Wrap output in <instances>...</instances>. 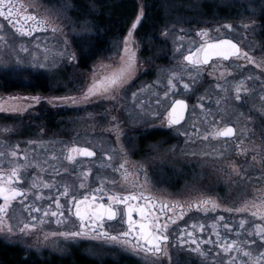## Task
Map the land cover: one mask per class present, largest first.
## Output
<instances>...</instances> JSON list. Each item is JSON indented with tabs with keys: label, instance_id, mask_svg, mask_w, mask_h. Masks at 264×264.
<instances>
[{
	"label": "snow or ice",
	"instance_id": "1",
	"mask_svg": "<svg viewBox=\"0 0 264 264\" xmlns=\"http://www.w3.org/2000/svg\"><path fill=\"white\" fill-rule=\"evenodd\" d=\"M67 10V6L59 9L48 7L43 0H0V18L6 21L19 37H32L38 32L63 35L62 20L66 18ZM143 15L144 11L141 9L136 21L124 37L122 51L118 53L119 63L101 62L94 66L88 83L82 88L78 97L66 96L59 99L73 106L96 100L119 102L123 99L128 85L138 70L132 37L133 30L136 29ZM254 24L255 21H249L242 23L241 26L245 30L251 28L255 31ZM224 27L232 30L233 26L224 25ZM3 30L4 25L0 23V32ZM81 30L91 31L86 24ZM162 34L167 36L168 32L165 31ZM197 36L201 37L203 42L194 50L189 48L187 54H182V59L177 62V69L167 70L169 74L165 90L162 97L156 94L158 98L155 101L159 105L162 99L175 96L178 85H182L185 93L194 90V85L204 78L205 72L215 81L214 88L220 95L213 100L207 95V89L205 94L199 95L197 104L193 106L194 109L201 110L199 120L191 123L192 131L180 132L186 137V144L195 143L196 140H219L236 136L237 129L229 125L220 126L223 116L216 119V115L223 113L227 107L231 106L226 103L227 101L232 99L242 101L244 97L241 93H249L252 89L246 86L245 79L230 81L228 77L232 76L233 72L223 62L230 61L236 67L243 68V64L236 62L245 61L264 70V57L259 59L253 57L232 39H212L206 29L197 32ZM0 42L7 44L5 35H0ZM36 48H40V45L36 44ZM20 51L27 53L29 49L22 44ZM44 51L48 53L51 49L46 47ZM176 51L180 52V47H177ZM65 56L69 60L76 59V53L68 51L67 39H64L63 49L53 53V57ZM48 59V55H45V62H39L36 66L45 67ZM33 60L37 61L35 55ZM54 65L55 59H53ZM185 77L190 83L184 82ZM246 79L251 80L253 77L248 76ZM255 79L261 81V88L264 89V80L260 77ZM155 83L160 84L159 78ZM230 90L234 93L233 96L229 95ZM139 91L143 92L144 88ZM31 99L39 102L40 97ZM260 99L264 101V92L261 93ZM131 100L135 108L143 109L144 100L140 99L137 103L136 91L131 93ZM205 103H208L207 107ZM213 103L215 108L212 106ZM188 107L184 99H172L162 122H166L169 128L180 125ZM23 110L25 109L16 105L5 107V104L0 103V112ZM125 111L128 112L127 109ZM128 115L131 117L132 113L128 112ZM193 115L196 116L197 113L194 111ZM241 117H244L242 112L238 113L237 120ZM244 119L251 118L244 117ZM199 121H203L206 126L203 131L199 127ZM106 130L114 133L119 147L112 148L109 152L102 150L101 158L96 166L100 171L110 169L114 173H119L121 179L119 181L110 179L100 175L98 171V184L92 186L88 182L92 167L85 166L79 158L96 157L97 152L93 148L78 146L75 140L68 144L40 139L29 140L27 144L42 147L43 153L38 148L21 149L19 143H11L6 138L13 129L7 126L0 129V134L5 137L0 139V233L22 238L35 235V240L29 245L30 248H39L49 243L57 247L60 240L69 241L77 238L103 240L141 256L146 264H159L163 257L169 256L170 225L176 224L177 220H182L193 208L205 214L217 210L229 214L248 213L251 219L241 216L238 223L231 217L216 216L208 225L211 232L207 238L196 235L197 232H205V224L192 223L181 229L177 241L181 245H189L188 251L197 253L205 260L209 259V253H212L210 257L212 264H216V258L221 256L222 264H264V140L259 143L256 141L246 143L248 129L247 127L239 129L240 136L235 141V155L245 158L243 164H238L235 159L225 156V153L229 151L227 141L224 142V151L213 149V152L197 153L193 150L190 153L202 156L214 153V158L224 159V166L220 170L229 180L233 183L244 181L241 185L244 191L238 196L240 203L233 207L223 205L213 195L203 192L185 200H169L150 192L146 194L144 191V185L147 182L146 171L142 165L138 166L127 158L123 146L120 145L123 131L116 116H111L110 127ZM58 144H61L59 148H57ZM117 151L120 153V162L115 164L113 161ZM65 161L72 167H64ZM29 169L37 170L30 178ZM73 171L75 185L56 179L62 173L71 175ZM140 172L145 174L144 183L139 182ZM44 173H47L50 178H46ZM253 176L258 183L249 187V181ZM234 177H238L239 180ZM26 182L27 186H25ZM249 191H251V198L248 196ZM105 197L108 203H104ZM14 204L21 206L19 214H16ZM120 205H123V210L119 208ZM24 213H27V216ZM134 214L138 216V219L134 218ZM118 216L120 222L126 225V229L112 234L106 228V221L116 220ZM72 217H75V220ZM48 224H55L57 230H47L45 226ZM69 225H71L70 228ZM221 228L224 232H221ZM213 236L215 239L212 238ZM192 245L195 247H191ZM203 245H208V249L205 250Z\"/></svg>",
	"mask_w": 264,
	"mask_h": 264
},
{
	"label": "rangeland",
	"instance_id": "2",
	"mask_svg": "<svg viewBox=\"0 0 264 264\" xmlns=\"http://www.w3.org/2000/svg\"><path fill=\"white\" fill-rule=\"evenodd\" d=\"M136 1L139 6V15L141 9L144 11L145 8L142 0ZM43 3L48 7L57 9L64 6L68 7L65 14L66 18L62 20L63 35L40 32L33 37H19L0 20V23L4 25V30L0 32V35H5L8 41L7 44L0 42V95L5 93V90H13L11 93L24 94V97L28 98L24 101L18 98L12 101L3 100L4 103L26 109L19 111V114L17 112L0 113V129L5 126L10 128L6 120H17L16 122L21 121L24 124L18 123L19 127H12L13 131L7 136V139L12 140L15 136L21 135L25 149H34L35 145H29L27 141L56 136L57 139H61L59 142L67 143L68 138L73 135L93 136L96 139L101 131L104 143L103 151L109 152L112 148L119 147L116 144L114 133L106 130L110 127L111 116L114 115L118 118L123 131L120 145L123 146L127 158L138 166L142 165L146 171L145 192H153L162 197L169 196L177 199L192 198L203 192L213 195L219 203L226 205V190L216 183L218 180H223L224 176L222 177L216 172L211 173L210 156L190 154L193 150L197 153L208 152L209 145L204 143L173 144L161 141L147 144L143 142L142 138L144 139L154 125L159 126L162 121L159 116L164 113L165 110L163 109L169 106V100L174 97L162 99L159 105L155 102L158 98L156 94L161 96L160 94L165 90L169 74L167 70L178 68L177 62L182 59L186 47L196 39L195 35H191L192 32H190L189 27L184 28V26H198L208 31L215 30L214 34L232 35L240 41L252 40L256 43L261 41L259 45L261 46V44L264 45V0H189L187 3L166 1L163 10V22L158 32L151 35L145 43L144 41L142 43L136 37L137 27L133 30L132 40L135 46L138 70L128 85L123 99H120L119 102L96 100L76 106L65 103L59 98L78 97L82 88L88 83L94 66L101 62L118 64V53L122 51L123 39L132 26L123 37L110 44L105 52L90 54L91 58H88L85 64L81 66L78 48L86 39L92 37L93 29L87 25L91 31L84 32L81 30L85 24L79 23L72 16L73 5L70 0H43ZM163 3L165 2L163 1ZM204 5L212 6L214 10L215 8L223 9L227 17L226 15L223 17L215 15L214 19L206 20L200 14ZM249 21H255L253 25L255 31H252L251 28L245 30L241 26L242 23ZM224 25H232V30L224 27ZM180 29H183V32H180ZM165 31L168 32L167 36L162 34ZM182 33H185L186 36L182 37ZM64 39L68 41V51L76 53L75 60H69L67 56L63 58L53 57L54 52L63 49ZM22 44L29 49L27 53L20 51ZM36 44H39L40 48H36ZM46 47L51 51L45 53L44 48ZM173 47L174 54L169 57V50L172 51ZM177 47H180V52L176 51ZM33 55L37 57V61L33 60ZM45 55L49 57L46 66H36L39 62H45ZM86 56L87 54L84 58ZM53 59H55L54 66ZM158 78L160 84L155 83ZM141 88H144L143 92L139 91ZM133 91L138 93L137 103L140 99L144 100L142 110L135 108L132 103L131 93ZM32 97H40L39 102L32 100ZM24 104H29L31 107L28 108ZM125 109L132 113L131 117ZM154 113L158 114L154 115ZM36 122L40 125L37 126ZM34 123L37 127L32 126ZM157 128L153 131L161 133L163 128L161 126ZM4 138L0 134V139ZM214 149L218 150V147L214 145ZM113 162L115 164L120 162L119 151L115 153ZM217 162L224 166V159H218L214 163L217 164ZM103 176L117 181L121 179L119 173H114L110 169L103 170ZM234 178L238 179V177ZM62 180L69 182L64 177ZM139 182H145L144 172L139 173ZM219 215L225 216V212L217 210L205 214L201 211L197 215L199 221L197 224L204 223L206 230L204 233L197 232L196 235L207 238L211 232L208 225ZM183 227H186V222L182 225V229ZM45 228L53 230L51 227L45 226ZM189 230L191 229L189 228ZM220 230L224 232L222 228ZM180 231L181 229H177L172 233L169 256L163 257L159 264H212L210 259L212 253H209V259L205 260L197 253L188 251L189 245L179 244L177 237ZM212 238L215 239L214 236ZM34 240L35 235L22 238L0 233L1 244L17 247L28 258L40 257L46 261L57 258V260L63 261L71 259L75 253H80L94 260H106L118 259L124 255L137 259L141 264H146L141 256L134 255L119 245L104 241L60 240L57 247H53L49 243L39 248H30L29 245ZM191 247L195 246L192 245ZM203 247L207 250L209 246L203 245ZM222 262V256L216 258V264H222Z\"/></svg>",
	"mask_w": 264,
	"mask_h": 264
},
{
	"label": "flooded vegetation",
	"instance_id": "3",
	"mask_svg": "<svg viewBox=\"0 0 264 264\" xmlns=\"http://www.w3.org/2000/svg\"><path fill=\"white\" fill-rule=\"evenodd\" d=\"M0 20L4 23V25L8 28H10L13 32L14 29H12L6 21H3L2 18H0ZM191 33V35H195L196 39L194 41H192L190 43V45H188L186 47V51L185 54H187L188 49L192 48L193 50L195 49V47H198L200 43H202V39L201 37L197 36V32H199L202 28L201 27H193V26H184V28H188ZM180 32H183V29L179 30ZM209 32V36L212 39H219V38H223V39H232L234 42L238 43L240 45V47L245 50L248 51L250 55H252L253 57L259 59L260 57H264V54H262V52H264V45L261 44L259 41L258 43L252 41V40H237L235 37H233L232 35H222V34H214V31H208ZM15 33V32H14ZM40 33V32H38ZM37 33H35L33 36H35ZM32 36V37H33ZM186 34L182 33V37H185ZM28 38V37H26ZM207 39V38H205ZM180 41H183V39H180ZM173 49L172 51L169 50V57L172 56L173 53ZM186 63V62H185ZM214 63V62H213ZM226 66H229L230 70L233 72L232 76H229L228 79L230 81H239L241 79H245V84L247 87H249L250 89H252V91H250L249 93H244L242 92L241 95L242 97H244V99L242 101H235L234 99L227 101L226 103L231 105L229 107L226 108V111H224L223 113H217L216 115V119H220L221 116H223V119L221 121V125H229V126H234L237 129V133L235 137L232 138H221L219 140H211L209 139L208 141H203V140H196L195 143H188V144H198V143H204L209 145L208 147V152H213L214 149V145L218 147V150H223L224 151V142L227 141L228 144V148L229 151L227 153H225V156H230L232 159H235L237 161L238 164H243L245 162V158L242 156H236L235 155V141L239 138L240 136V132L239 129H241L242 127H247L248 131H247V136H246V143L248 141H256L257 143H259L261 140H264V101H261L260 99V95L262 92H264V89L261 88V81L260 80H256L255 77H260L261 80H264V70L256 67L254 64H250L247 63L245 61H237V64H243L244 67L243 68H239L236 67L235 65H233L230 61H225L223 62ZM248 76H252L253 79L248 80L246 79V77ZM185 82L190 83V81H188L187 77L184 78ZM221 83H223V81H221ZM214 84L215 81L209 77L207 75V72H205L204 74V78L197 83L196 85H194V90H191L187 93L184 92L182 85H178V93L169 100V106L171 103L172 99H184L186 101V103L189 105L187 112H186V118L185 120L180 124V125H175L171 128H169L166 124V122H162L164 121V117L167 114V109L169 108V106H167L164 111V113H162L159 118L162 120L158 125H154V127L152 129H150V131H148L147 135L144 137V139L142 138L144 143L147 144H151V143H156L158 141H161L163 143L169 142V143H173V144H181V143H185V139L186 137L181 135L180 132L184 131V130H188V131H192L191 129V123L194 120H199V113H200V109L199 108H193L194 105L197 104V97L199 95H203L205 94V90L207 89V95L211 96L213 98V100L215 99L216 96L220 95V93L214 88ZM210 85H213L212 87H210ZM230 89H231V85H229ZM182 89V90H181ZM13 90H5V93H2L0 96V103L5 104V107H8L9 105H14V104H8V103H4L3 100H10L12 101L10 98L11 97H15L18 98L19 100H25L24 94H14L11 93ZM181 92V94H179ZM32 93V92H31ZM163 94V93H162ZM162 94L161 97H162ZM36 95V94H35ZM230 96H233L234 93L229 92ZM25 106L27 105L29 108V104H24ZM17 106V105H16ZM24 106V108H25ZM208 106V103H205V107ZM213 108H215V104H212ZM23 107V105H22ZM26 110V109H25ZM24 111V110H23ZM195 111V113H197L196 116L193 115V112ZM7 112H13V111H3L0 113H6ZM243 113L244 117H250L251 119H244V117H241L239 120H237V115L238 113ZM15 113V112H13ZM13 113H9V114H13ZM20 112L17 111V114H19ZM17 120H6V122L9 123V127L12 128L14 126L19 127V124L21 123V125H24L21 121L16 122ZM5 123V121H3ZM16 122V123H15ZM19 123V124H18ZM37 123V122H36ZM34 123L32 126L37 127L40 124ZM163 128L162 132L158 133L155 132L153 130L158 129L157 127ZM199 127L201 128V130L203 131L205 129V125L203 123V121H199ZM102 133L100 131V134L97 136L96 139H94L93 136L90 137H85V136H80V135H73L72 137L68 138L67 143L70 144L72 141H76V143L78 144V146H86V147H90L93 148L96 152H97V156L96 157H92V158H86V157H80L79 159L81 161L84 162L85 166H91L92 167V174L89 177V184H91L92 186H96L98 184V180H97V173L98 171L100 172V175H103V171H100L96 164L99 162L100 160V153L103 150V137L101 136ZM7 138V137H6ZM22 137L21 135L19 136H15L12 140H9L11 143H19L20 148L21 149H25V146L22 144ZM81 139V140H79ZM42 140L44 141H49V140H55V141H60L61 139H57L56 136H49V137H44L42 138ZM58 147H60L61 145H57ZM57 147V148H58ZM35 148H38L39 151L41 153H43V148L40 146L35 145ZM27 149V148H26ZM31 149V148H29ZM214 153L213 155H209L210 156V163H211V173L216 172L220 175H222V177L224 176L223 180H218L216 183L220 184V186H223L226 190V196H225V200H226V205L228 206H238L240 203V199H238V196L244 191V189L241 187V185L244 183V181H240L239 183H233L231 180L228 179L227 175L222 172L220 169L223 167V165H220L219 162H216V158H214ZM220 160V159H219ZM23 161H21L22 163ZM94 162V163H93ZM215 165V166H213ZM220 165V166H218ZM63 166L64 167H72L70 165L67 164V162H63ZM216 167V168H215ZM37 170L36 169H29L28 170V175L29 178L36 173ZM215 173V174H216ZM217 175V174H216ZM44 176L46 178H50L48 177L47 173H44ZM67 178V180L72 183L73 185L76 184V179H75V172L73 171V173L70 175L68 173H62L60 176L56 177L57 180H62V178ZM236 179V178H234ZM236 180H239L236 179ZM257 180L255 178V176H253L252 180L249 181V187H251V185L257 184ZM25 186H27V182L25 183ZM135 190V189H134ZM83 191V190H81ZM149 192H146V194ZM156 196V193L150 192ZM249 198H251V191H249L248 193ZM162 197V196H160ZM165 199H169V200H185V199H190L189 198H171L169 196L167 197H162ZM62 202H64L62 200ZM104 203H108L107 201V197H105L104 199ZM14 208H15V212L16 214H19V212L21 211V206L19 204H14ZM119 208L121 210H123V205H120ZM201 211L196 210L195 208H193L191 211H188L187 214L184 216V218L182 220H177L176 224L170 225L169 228V234H170V240L172 239V233L177 230V229H182V225L186 222V226H190L192 223H198V217L197 215L200 213ZM25 216H27V213H24ZM67 215V213H66ZM169 215H171V213H169ZM243 216V217H247L249 219H251L250 215L248 213H242V214H229L227 212H225V217L229 218L231 217L234 221L238 222V219ZM134 218L138 219V216H136L134 214ZM73 220H75V217H72ZM15 222V221H13ZM52 225V226H50ZM47 227H51L53 230H57L56 229V225L55 224H48L46 225ZM181 226V227H180ZM69 228L71 227V225L68 226ZM106 228L108 229L109 232H111L112 234H117L120 231L126 229V225L122 224L120 222V217L118 216L116 220L113 221H106ZM184 228V227H183ZM190 228V227H189ZM77 239H81V240H87V241H103V240H96V239H88V238H77ZM1 244V243H0ZM13 247V246H11ZM45 260V259H43Z\"/></svg>",
	"mask_w": 264,
	"mask_h": 264
},
{
	"label": "trees",
	"instance_id": "4",
	"mask_svg": "<svg viewBox=\"0 0 264 264\" xmlns=\"http://www.w3.org/2000/svg\"><path fill=\"white\" fill-rule=\"evenodd\" d=\"M73 5L72 16L81 24L90 26L92 37L86 39L78 48L80 65L83 66L92 53L105 52L109 45L123 37L132 26L139 13L136 0H70ZM163 1L165 3H163ZM187 3L189 0H142L144 15L137 26L136 37L145 41L158 32L164 17V4ZM206 20L214 19L215 15L223 17V9L204 5L202 13ZM231 15V14H229ZM227 17V15H226ZM208 18V19H207ZM143 43V42H142ZM85 54L87 56L84 58ZM91 54V55H90ZM43 88V87H42ZM30 257V256H29ZM0 264H141L137 259L121 256L118 259L94 260L83 254L75 253L67 260H43L42 258H28L17 247L0 244Z\"/></svg>",
	"mask_w": 264,
	"mask_h": 264
},
{
	"label": "water",
	"instance_id": "5",
	"mask_svg": "<svg viewBox=\"0 0 264 264\" xmlns=\"http://www.w3.org/2000/svg\"><path fill=\"white\" fill-rule=\"evenodd\" d=\"M186 112H187V110H186ZM186 112H185V114H184V120H185V118H186ZM184 120H183V121H184ZM183 121H182V122H183ZM182 122H181V123H182Z\"/></svg>",
	"mask_w": 264,
	"mask_h": 264
}]
</instances>
